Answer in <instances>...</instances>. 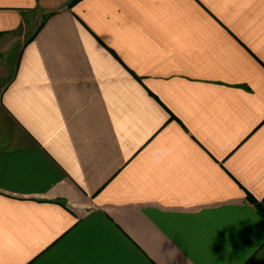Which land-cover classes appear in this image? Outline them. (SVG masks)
I'll return each instance as SVG.
<instances>
[{
    "label": "crops",
    "instance_id": "1",
    "mask_svg": "<svg viewBox=\"0 0 264 264\" xmlns=\"http://www.w3.org/2000/svg\"><path fill=\"white\" fill-rule=\"evenodd\" d=\"M0 264H264V0H0Z\"/></svg>",
    "mask_w": 264,
    "mask_h": 264
},
{
    "label": "trees",
    "instance_id": "2",
    "mask_svg": "<svg viewBox=\"0 0 264 264\" xmlns=\"http://www.w3.org/2000/svg\"><path fill=\"white\" fill-rule=\"evenodd\" d=\"M260 212H261L262 214H264V211H262L261 209H260Z\"/></svg>",
    "mask_w": 264,
    "mask_h": 264
},
{
    "label": "rangeland",
    "instance_id": "3",
    "mask_svg": "<svg viewBox=\"0 0 264 264\" xmlns=\"http://www.w3.org/2000/svg\"><path fill=\"white\" fill-rule=\"evenodd\" d=\"M2 83V81H0V84Z\"/></svg>",
    "mask_w": 264,
    "mask_h": 264
}]
</instances>
